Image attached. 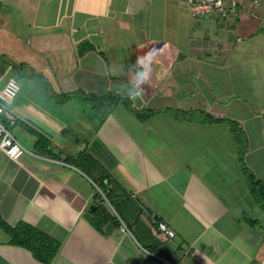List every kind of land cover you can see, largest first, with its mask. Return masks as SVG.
<instances>
[{
	"label": "crops",
	"instance_id": "crops-1",
	"mask_svg": "<svg viewBox=\"0 0 264 264\" xmlns=\"http://www.w3.org/2000/svg\"><path fill=\"white\" fill-rule=\"evenodd\" d=\"M19 3L25 9L17 23L7 20L0 28V57L20 67L26 80L13 127L26 152L13 160L0 149L2 220L12 227L25 222L58 241L51 264H264V212L242 172L244 165L264 181V0H239L237 16L226 18L196 17L175 0ZM147 53L152 60L138 63ZM142 68L148 79L133 101ZM34 72L65 100L52 103ZM108 93L139 108L173 111L153 113L146 122L133 116L134 126L128 117L113 119L112 110L101 123L98 114L84 113L96 101L107 107ZM82 97L92 103L83 106ZM181 110L202 114L176 118ZM207 114L218 120H203ZM75 118L86 130L78 133L93 132L109 118L122 132L115 142H122V154L108 166L122 176L121 193L113 171L108 186L121 211L119 226L109 221L94 228L93 213L101 206L110 212L109 197L95 200L99 192L88 184V173L70 161L77 148L71 137H52L78 128ZM27 127L54 148L36 149ZM105 149L101 144L98 152ZM159 221L174 237L158 230ZM0 264L43 263L0 227Z\"/></svg>",
	"mask_w": 264,
	"mask_h": 264
},
{
	"label": "rangeland",
	"instance_id": "rangeland-1",
	"mask_svg": "<svg viewBox=\"0 0 264 264\" xmlns=\"http://www.w3.org/2000/svg\"><path fill=\"white\" fill-rule=\"evenodd\" d=\"M19 1H22V0H0V28L4 27V24H6L7 20H9V22L11 21L10 23H13V24L17 23L19 15H21L20 11L22 9H25L23 4L19 3ZM15 18H17V20H15ZM206 18H208V17H206ZM22 25L27 26V22H26L25 18H23V20H22ZM7 28H10V27H7ZM3 35H4L3 32H0V47L4 46V40L2 39ZM0 55H1V53H0ZM0 60H2V61H0V64L3 61L6 62L4 67H3V69H2L3 78L8 77L9 75H15V77L18 79L19 83L21 82V84L22 83L24 84L26 82V80H24V78L22 79L19 76L20 74H22V72L19 70V69H21L20 67H18L19 69L16 68L13 65V63L8 61V59H6L4 57H0ZM23 72H25V71H23ZM32 76L38 82V83L37 82L36 83L39 85V89L40 90H42V91H47L48 90L49 91V94H48L49 97L48 98L50 100H52V103H54L56 101L57 96L53 92L50 93L49 83L46 82L45 79L41 80L42 75H38L35 72L33 73ZM39 83L42 86H40ZM20 94H22V92L20 93V91H19L17 97L12 102L11 108L13 109V111H12L13 113H15L14 105L18 101V99L20 97ZM42 97L43 96H41V97L40 96H36V99H35L36 102H39L40 104H44V102L42 101ZM62 97L63 96L61 95L60 98H62ZM122 98L128 100L129 106H125L124 104L119 102L120 105H115L113 107V109H112V113H113L112 114V118L121 121L122 118L126 119V117H128L129 120L127 121V123L129 125H133L134 126V125H136L135 120L138 121L139 119L135 116L134 113H132V111H131L132 108L131 107H133L135 109H140L142 107H140V108L137 107L136 105H134V103H132V101H130V99H128L126 97L122 96ZM63 100H65V99H63ZM83 100H84L83 101L84 102L83 106H85L84 104H89L88 101L90 103H92V100H85L84 98H83ZM55 103H57V102H55ZM61 103H62V101H61ZM75 105L77 107L76 110L79 112V114L83 113L84 108L82 107L81 103L77 102V104H75ZM95 105H97V104H95ZM96 110L97 109H94V110L91 109V110H87V111L84 110V113H88L89 116H91V115L93 116L95 114H98L99 116L96 117V121L101 123L103 121V119L107 116V114H109V113H107L106 116H103V115H105V113H102V115H100L101 113L98 110L97 111ZM133 116H135L136 119L133 118ZM81 120H82L81 118L80 119H76V118L72 119L73 123L75 125L79 126L78 128H74L75 131L73 130V128H71V130L70 129L68 130V128H64V130H62V133L56 134V135H52V137L64 138V139L66 138L67 139L70 136L71 140H72L71 141L72 142L71 146L74 148L75 144H77V148L73 149V152H72V153H74L73 154L74 156L73 157H69V158L72 159L70 161L71 162H75L77 165L82 167L88 173L87 176L90 177V181H91V183L88 182V184L92 187V189H94L95 191L99 192V194H97L95 196V200L96 199H99V201H100V199L105 200L103 197L107 198V196H106V194H107L108 197H109V200L111 202L110 209H109L110 212L109 213L111 215L115 216L118 220H120V219L122 220V215H121V211L119 209V206L116 205L112 201V199L110 197V194H111L110 190H109L108 193L105 194L104 191H103L104 187H103V185L100 184V181L103 178H106L105 181H107V180L113 179V175H116V178L117 177H121V179L115 180L116 190L118 191V193L122 192V176L119 175V171L118 170H114V169H110L109 168L111 166L110 162H112V161L116 162L117 160H119L117 155L118 154H122L121 153V151H122V147H121L122 142H121L120 145H116L115 144V142L121 141L122 132L118 131V130H114L112 128V120L109 118V122L105 126L103 124L99 129L95 128L93 130V132H88V133L81 132V133H78V131H86L83 127H81L83 125L81 123ZM146 121L147 120L141 121V122H146ZM96 124H98V123H96ZM143 125L146 127L145 124H143ZM75 127H77V126H75ZM38 132L41 133L40 131H38ZM108 133H110L111 139H108V136H107V135H109ZM13 134H14V132H13ZM150 136H151V134L148 135V137H150ZM76 137H81V139H79L78 143H74V139ZM93 142H94V145L92 146L91 144ZM101 144H104L106 146V149L104 150L105 154L98 152L99 147L101 146ZM51 145L54 148V144H52V142H51ZM112 171H113V175H112ZM98 205L100 206L99 203H98ZM100 210H101V207H98V210H96L93 213L94 214L93 216L96 217V218L97 217L99 218L100 215H98V212ZM249 216L252 217L253 215H249ZM250 217H247V218L249 219Z\"/></svg>",
	"mask_w": 264,
	"mask_h": 264
},
{
	"label": "trees",
	"instance_id": "trees-1",
	"mask_svg": "<svg viewBox=\"0 0 264 264\" xmlns=\"http://www.w3.org/2000/svg\"><path fill=\"white\" fill-rule=\"evenodd\" d=\"M45 82V81H44ZM44 85V84H43ZM109 94V93H108ZM110 96L108 97V101L109 104L107 105V107L101 109V107L103 106L102 102H99L100 105V113H109L113 107L115 105H117L119 102H121L122 104H124L125 106H129V102L127 99L122 98L120 95L113 93V94H109ZM57 98V102H61L65 97L63 96L62 98H60L61 96L58 97V95H56ZM102 97V96H101ZM102 99H105V101H107V95L104 96V98L102 97ZM95 101V100H94ZM97 104V101H96ZM98 105V104H97ZM96 105V108H98V106ZM94 108V109H96ZM131 111L132 113L135 114V116L141 120V121H145L148 119L149 116H151L153 113H157V112H169L171 113L173 110L171 108H165L163 110H155V109H147V108H140V109H135L133 107H131ZM174 115L176 118H178L180 116V118L185 119V120H193V116L197 113L202 114L200 111H174ZM190 112V113H189ZM208 119V121L213 122V121H217L218 119H215L214 117H212L211 115L207 114L205 116H203V120ZM27 130L33 134L34 136L37 137V140L34 144L35 148L38 150H50L51 148V143L49 142V140L42 135L41 133H39L38 131L32 129L31 127H27ZM49 148V149H48ZM242 172L243 175L245 176V179L247 181L248 184V188L250 191V195L252 196L255 204L257 205L258 208H260V210H262L264 212V181L257 179L252 172H250V170H248L244 165H242ZM106 178H103L100 181V184L103 185L104 187V193H108L109 189L108 186L110 184V180L105 181ZM106 196H108L106 194ZM98 215H100V217L96 218L94 217L91 221L92 225L94 226V228H96L97 230H101V226L105 223V222H112L115 226H119V220L111 215L109 212H107V210L101 206V210L98 212ZM0 227L9 235L10 237V242L13 245H17V246H21L26 248L27 250H29L33 257L40 261L43 264H51L52 260L54 259L59 247H60V243L58 241H56L55 239L51 238L50 236H48L47 234H45L44 232L40 231L39 229L31 226L30 224H27L25 222H20L18 223L16 226H10L8 224H6L2 218L0 217Z\"/></svg>",
	"mask_w": 264,
	"mask_h": 264
},
{
	"label": "built area",
	"instance_id": "built-area-1",
	"mask_svg": "<svg viewBox=\"0 0 264 264\" xmlns=\"http://www.w3.org/2000/svg\"><path fill=\"white\" fill-rule=\"evenodd\" d=\"M185 3L196 17L220 16L223 18L237 16L239 0H175ZM0 69V149L13 160L19 159L26 148L13 134V127L17 125V117L12 112V102L20 91V83L15 75L3 78ZM158 230L168 237H174V231L164 222L157 223Z\"/></svg>",
	"mask_w": 264,
	"mask_h": 264
},
{
	"label": "clouds",
	"instance_id": "clouds-1",
	"mask_svg": "<svg viewBox=\"0 0 264 264\" xmlns=\"http://www.w3.org/2000/svg\"><path fill=\"white\" fill-rule=\"evenodd\" d=\"M152 60V55L151 53L145 54L144 57L138 58L137 62L140 63L141 65L145 64V61H151ZM148 79V73L142 68L136 73V79L132 84V87L135 89L134 92L131 93L130 99L133 101L136 99V97L140 96L142 89L139 88V85L146 81Z\"/></svg>",
	"mask_w": 264,
	"mask_h": 264
},
{
	"label": "water",
	"instance_id": "water-1",
	"mask_svg": "<svg viewBox=\"0 0 264 264\" xmlns=\"http://www.w3.org/2000/svg\"><path fill=\"white\" fill-rule=\"evenodd\" d=\"M93 208H94L93 205H91L90 209H93Z\"/></svg>",
	"mask_w": 264,
	"mask_h": 264
}]
</instances>
